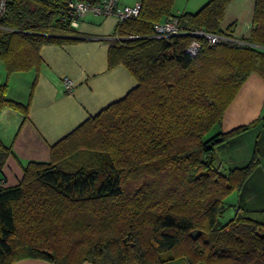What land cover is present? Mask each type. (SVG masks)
<instances>
[{
    "label": "trees",
    "instance_id": "1",
    "mask_svg": "<svg viewBox=\"0 0 264 264\" xmlns=\"http://www.w3.org/2000/svg\"><path fill=\"white\" fill-rule=\"evenodd\" d=\"M138 1L135 17L117 21L107 53L108 65H124L137 84L52 144L48 161H29L16 184H0V264H264V223L240 212L221 218L257 151L227 173L214 153L255 122L208 134L246 77L264 78V0H253L243 37L252 45L195 36V55L184 50L193 35L156 38L154 23L174 15L188 31L232 34L235 22L222 27L230 0L178 13L176 0ZM70 18L64 0H8L0 17L6 76L37 67L44 44L80 40ZM3 107L25 113L28 104L7 98L2 82ZM9 154L0 139V174Z\"/></svg>",
    "mask_w": 264,
    "mask_h": 264
},
{
    "label": "crops",
    "instance_id": "2",
    "mask_svg": "<svg viewBox=\"0 0 264 264\" xmlns=\"http://www.w3.org/2000/svg\"><path fill=\"white\" fill-rule=\"evenodd\" d=\"M121 1L133 4L138 0ZM173 11L178 13L183 9L174 8ZM223 21V28L235 22L233 26L241 33H235L238 37H246L250 32L251 20L244 22L243 27L236 19ZM116 24L114 15L86 13L78 18L75 26L82 38L62 44L42 45L37 67L6 76L0 61V83L6 82V95L13 79L17 78L19 86L12 90L9 99L28 104L25 113L19 111L20 114H17L16 109L11 107H3L0 111V139L10 148L0 174L1 184H16L22 173L21 166L29 161H48L52 144L88 116L123 97L137 84L124 65H108V47ZM65 76L73 81L69 91L63 83ZM252 122L255 123L248 129L217 143L214 153L220 170L227 173L231 167L244 165L253 151H257V165L240 189L226 197L230 198L227 202L228 216L240 212L264 223V78L256 73L246 77L214 130L227 132ZM11 264L52 263L41 258H22ZM80 264L93 263L83 261ZM162 264H187V261L184 257H177Z\"/></svg>",
    "mask_w": 264,
    "mask_h": 264
},
{
    "label": "built area",
    "instance_id": "3",
    "mask_svg": "<svg viewBox=\"0 0 264 264\" xmlns=\"http://www.w3.org/2000/svg\"><path fill=\"white\" fill-rule=\"evenodd\" d=\"M8 0H0V17L4 14L6 10ZM66 5L67 13L71 17V26L77 25V20L79 17L85 15L86 13H92L99 16L114 15L117 21H121L125 18L135 17L140 8L139 1H135L133 4H125L121 0H98V1H88V0H64ZM64 13L63 10H60ZM64 13V17H65ZM153 36L156 38H171L172 36L179 34H190L194 37L191 38L186 44L184 50L190 55H195L202 43L195 36H200L204 38L208 45H215L222 42H233L238 45H252L251 43L244 40L242 37H238L234 34V28L232 29V34L230 33H212L202 29L188 31L183 28L179 19L170 15L161 21L154 23L153 26ZM264 49V47H263ZM63 83L65 88L69 91L73 86V81L68 76L63 77ZM2 179L0 178V184Z\"/></svg>",
    "mask_w": 264,
    "mask_h": 264
},
{
    "label": "rangeland",
    "instance_id": "4",
    "mask_svg": "<svg viewBox=\"0 0 264 264\" xmlns=\"http://www.w3.org/2000/svg\"><path fill=\"white\" fill-rule=\"evenodd\" d=\"M206 0H176L175 4H174V8H179V9H186V10H197L199 8V6H201ZM252 4H253V0H230L226 6V18L223 21V23L227 20H234L236 19L237 23L239 24V26H245L244 22H250L251 20V16H252ZM228 22V21H227ZM226 22V23H227ZM229 24V23H228ZM225 26V25H224ZM234 28V34L236 33L237 35H240L241 33L237 32V27L233 26ZM235 34V35H236ZM19 80L17 81V78L13 79V82L9 88V93L6 95L7 98H9L10 96H12L10 93H12V90L17 88V86H19ZM21 87V86H20ZM22 88V87H21ZM10 94V95H9ZM17 114H20V112L18 110ZM214 128L210 129L208 134H211L212 132H214L215 130H213ZM228 199L230 200V198L225 197L224 198V202L227 204ZM229 208V207H228ZM226 209L225 212L222 215V220H227L228 218H230L228 213H229V209ZM228 211V212H227Z\"/></svg>",
    "mask_w": 264,
    "mask_h": 264
},
{
    "label": "water",
    "instance_id": "5",
    "mask_svg": "<svg viewBox=\"0 0 264 264\" xmlns=\"http://www.w3.org/2000/svg\"><path fill=\"white\" fill-rule=\"evenodd\" d=\"M220 138L218 137L217 140H219Z\"/></svg>",
    "mask_w": 264,
    "mask_h": 264
}]
</instances>
